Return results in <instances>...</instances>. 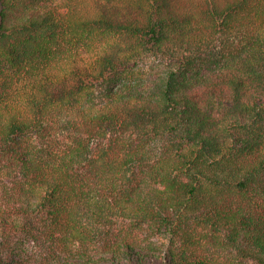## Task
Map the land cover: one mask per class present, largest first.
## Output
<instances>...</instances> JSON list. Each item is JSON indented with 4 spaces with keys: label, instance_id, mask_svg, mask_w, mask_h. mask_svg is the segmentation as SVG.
I'll return each instance as SVG.
<instances>
[{
    "label": "trees",
    "instance_id": "obj_1",
    "mask_svg": "<svg viewBox=\"0 0 264 264\" xmlns=\"http://www.w3.org/2000/svg\"><path fill=\"white\" fill-rule=\"evenodd\" d=\"M264 264V0H0V264Z\"/></svg>",
    "mask_w": 264,
    "mask_h": 264
},
{
    "label": "rangeland",
    "instance_id": "obj_2",
    "mask_svg": "<svg viewBox=\"0 0 264 264\" xmlns=\"http://www.w3.org/2000/svg\"><path fill=\"white\" fill-rule=\"evenodd\" d=\"M154 262H156L157 264H161V263H163L162 260H156V259H154Z\"/></svg>",
    "mask_w": 264,
    "mask_h": 264
}]
</instances>
